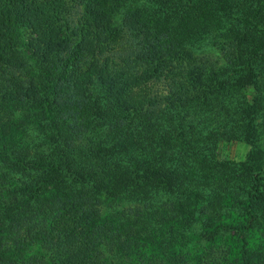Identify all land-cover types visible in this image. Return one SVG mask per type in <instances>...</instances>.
<instances>
[{
	"label": "trees",
	"instance_id": "obj_1",
	"mask_svg": "<svg viewBox=\"0 0 264 264\" xmlns=\"http://www.w3.org/2000/svg\"><path fill=\"white\" fill-rule=\"evenodd\" d=\"M263 139L264 0H0V264H180L110 209L193 222L220 177L256 224ZM219 229L240 254L182 238L184 264H264Z\"/></svg>",
	"mask_w": 264,
	"mask_h": 264
},
{
	"label": "rangeland",
	"instance_id": "obj_2",
	"mask_svg": "<svg viewBox=\"0 0 264 264\" xmlns=\"http://www.w3.org/2000/svg\"><path fill=\"white\" fill-rule=\"evenodd\" d=\"M246 94L248 98L252 100V98L255 96L254 88H252L251 86L247 88ZM260 147V149L264 152V139L263 142H261ZM249 150L250 147L245 143L232 142L229 144H222L217 152L219 156L218 159L220 161H244ZM213 180H215V183H213V181L211 183L213 189L211 187H208V193L205 192L206 197L204 199L205 206L207 207L209 205V210L211 209L212 212H210V214L208 215L206 213H203V216L200 215V217H202L204 220L202 218H199L192 222L190 220H192L193 217L186 220L185 218L179 217L176 220L173 218L167 220L163 217V222L158 221L160 225L154 226V224H156L157 222V219L155 217L157 213H155L154 210H158L159 205H153L154 210L152 209L151 211L153 215L149 220H147L146 224L137 226L136 223L135 227H133L132 229V220L135 218H127L130 220L126 221L123 225L122 221L117 218L120 217V214L122 213H119L118 209L114 210V208H111L108 221L110 223L119 222L121 224L116 232L115 237L135 235L137 238H163L164 243L162 244V246L166 249H170V252H166V254L168 255L166 257L170 261V263L176 262L175 257L178 262H180V264H184V262H186V254H188V252L183 248L182 250H184V252H182L179 248L181 245L180 243H182V238H196L199 242L200 247L209 245L216 248L220 245V251L228 253L229 258L234 259L237 255L240 254L241 248L239 237L234 236L237 231L234 232L233 230H227L228 233H224L219 229V226L223 228L226 226V224H234L238 227L241 226L242 228L245 226L244 231L246 232L247 237L250 240V246L258 250L259 248H261L260 251H262V249H264V232L262 231L264 225H262L259 220L264 219V201L260 202L255 207L254 215H257L258 218H254V222H256V224L250 225L251 223L248 219H245V214H243V211L246 208V205L243 204L247 202L245 194H243V196L241 195L238 199L239 202L233 206L231 204L232 202L230 201L231 196L227 192H234V189L236 188L234 183L228 182L229 185H227L225 183L227 179L222 180L220 177L214 178ZM221 184L223 188L224 186H226L225 190L223 191L221 190ZM186 226H188L187 230L192 227V232L189 237L186 236ZM137 229L140 230L138 233ZM216 234L219 235L216 237L214 236ZM174 241L180 243L177 245L173 243ZM172 253H174V258ZM218 257L219 256H217V258Z\"/></svg>",
	"mask_w": 264,
	"mask_h": 264
}]
</instances>
